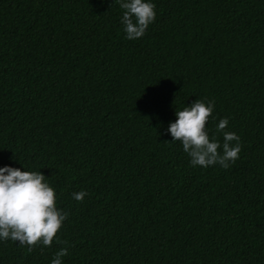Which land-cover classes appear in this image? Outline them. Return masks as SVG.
Segmentation results:
<instances>
[{
    "label": "trees",
    "instance_id": "obj_1",
    "mask_svg": "<svg viewBox=\"0 0 264 264\" xmlns=\"http://www.w3.org/2000/svg\"><path fill=\"white\" fill-rule=\"evenodd\" d=\"M150 2L130 40L116 0H0V167L68 213L50 247L0 240V264H264V0ZM197 99L210 140L223 118L240 137L227 169L166 131Z\"/></svg>",
    "mask_w": 264,
    "mask_h": 264
},
{
    "label": "clouds",
    "instance_id": "obj_2",
    "mask_svg": "<svg viewBox=\"0 0 264 264\" xmlns=\"http://www.w3.org/2000/svg\"><path fill=\"white\" fill-rule=\"evenodd\" d=\"M116 2L124 10L121 19L126 38L134 40L143 37L155 21V4L150 0ZM214 103L208 101L206 104L197 99L183 110H176L177 119L169 124L166 131L171 134L172 142L182 143L191 165L207 168L219 164L227 169L239 158L240 137L225 131L229 121L223 118L216 125V132L223 134V143L215 137L210 140L206 124L212 116ZM86 195V191L72 193L73 199L78 202H82ZM67 216V212L57 208L56 193L43 173L22 171L8 165L0 167V240L11 239L20 245H27L29 251L38 244L50 247ZM66 255L68 249L61 248L51 264H62V257Z\"/></svg>",
    "mask_w": 264,
    "mask_h": 264
}]
</instances>
